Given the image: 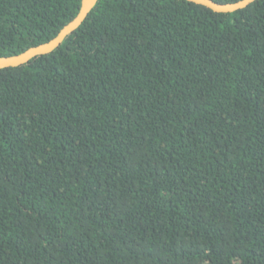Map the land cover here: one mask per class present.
<instances>
[{
	"label": "trees",
	"instance_id": "1",
	"mask_svg": "<svg viewBox=\"0 0 264 264\" xmlns=\"http://www.w3.org/2000/svg\"><path fill=\"white\" fill-rule=\"evenodd\" d=\"M80 4L0 0V56ZM0 264H264V0H98L0 69Z\"/></svg>",
	"mask_w": 264,
	"mask_h": 264
},
{
	"label": "water",
	"instance_id": "2",
	"mask_svg": "<svg viewBox=\"0 0 264 264\" xmlns=\"http://www.w3.org/2000/svg\"><path fill=\"white\" fill-rule=\"evenodd\" d=\"M98 0H81L78 14L67 23L55 37L40 43L36 46L29 47L25 51L9 56H0V69L9 66H18L29 62L32 58L53 52L58 48L64 39L73 33L84 22L89 12L93 9ZM197 4L204 5L215 12H234L246 8L256 0H238L236 2L219 3L214 0H188Z\"/></svg>",
	"mask_w": 264,
	"mask_h": 264
}]
</instances>
